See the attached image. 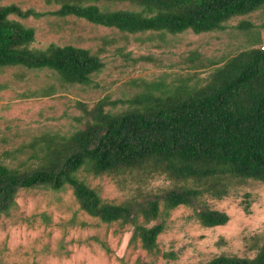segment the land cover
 <instances>
[{
	"label": "trees",
	"instance_id": "16d2710c",
	"mask_svg": "<svg viewBox=\"0 0 264 264\" xmlns=\"http://www.w3.org/2000/svg\"><path fill=\"white\" fill-rule=\"evenodd\" d=\"M56 9L42 11L11 3L0 5V67L49 70L62 83L90 85L104 67L90 49L50 43L34 47L36 30L18 19L74 16L131 34H177L224 30L233 17L264 7V0H44ZM128 2L133 8L111 9ZM254 27L252 24H248ZM246 24V26H248ZM264 28V23L261 25ZM251 47L215 66L206 78L197 73L175 82L152 81L128 100L99 99L92 107L77 101L82 128L66 134L46 132L30 144L37 164L0 163V214L8 213L22 189L46 187L72 192L81 209L106 223L134 225V238L154 251L169 212L185 205L207 227L224 225L229 215L202 203L223 198L248 179L264 182V49L251 32ZM53 84L41 95L53 94ZM128 102L122 111L112 108ZM95 176L165 175L173 185L140 200L113 203L102 199L79 172ZM162 218L152 226L139 223ZM166 256L171 254H165ZM4 264V263H0ZM205 264H264V241L250 257L219 255Z\"/></svg>",
	"mask_w": 264,
	"mask_h": 264
},
{
	"label": "rangeland",
	"instance_id": "374dc122",
	"mask_svg": "<svg viewBox=\"0 0 264 264\" xmlns=\"http://www.w3.org/2000/svg\"><path fill=\"white\" fill-rule=\"evenodd\" d=\"M11 3L42 11L57 8L44 0H0V5ZM108 7L133 8L128 2H113ZM12 18L35 28L34 47L72 44L90 49L104 62L90 85L62 83L45 69L0 67V163L20 168L37 164L30 145L37 136L69 134L84 126L86 119L77 101L92 107L106 96L128 100L147 90L152 81L175 82L188 73L206 78L215 66L252 46L251 32L262 38L257 46L264 45V7L231 18L224 30L203 33L131 34L74 16ZM51 84L54 93L42 96V89ZM129 107L125 102L112 109ZM78 175L103 200L117 204L146 198L173 185L158 174L95 176L80 171ZM202 203L226 212L228 222L204 226L192 207L180 205L167 215L166 228L157 239L158 249L149 251L139 237L134 238L132 223H106L91 216L81 209L69 187L22 189L11 210L0 214V263L205 264L222 254L250 258L257 254L264 241V182L248 179L235 185L230 195L220 199L205 196ZM161 221L138 220L146 226Z\"/></svg>",
	"mask_w": 264,
	"mask_h": 264
},
{
	"label": "built area",
	"instance_id": "2783aa9c",
	"mask_svg": "<svg viewBox=\"0 0 264 264\" xmlns=\"http://www.w3.org/2000/svg\"><path fill=\"white\" fill-rule=\"evenodd\" d=\"M261 48L264 49V45Z\"/></svg>",
	"mask_w": 264,
	"mask_h": 264
}]
</instances>
